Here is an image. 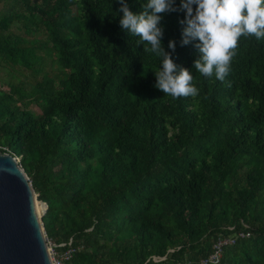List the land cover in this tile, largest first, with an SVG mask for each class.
I'll use <instances>...</instances> for the list:
<instances>
[{
	"label": "trees",
	"instance_id": "16d2710c",
	"mask_svg": "<svg viewBox=\"0 0 264 264\" xmlns=\"http://www.w3.org/2000/svg\"><path fill=\"white\" fill-rule=\"evenodd\" d=\"M9 1L0 147L19 158L46 238L59 252L70 241L66 264H197L227 227L249 236L217 264H264V39L240 38L222 82L195 70L198 41L181 46L185 13L163 14L165 51L175 41L199 90L173 99L154 87L162 57L122 30L120 0ZM125 2L139 13L146 0Z\"/></svg>",
	"mask_w": 264,
	"mask_h": 264
},
{
	"label": "clouds",
	"instance_id": "9594fccd",
	"mask_svg": "<svg viewBox=\"0 0 264 264\" xmlns=\"http://www.w3.org/2000/svg\"><path fill=\"white\" fill-rule=\"evenodd\" d=\"M120 3L122 30L138 37V45H149L143 48L144 52L162 57V68L155 72L154 87L173 99L195 97L199 90L193 84L192 72L172 59L175 41L168 43L172 51H165L160 26L163 14L185 13V19L181 21L185 25L181 46L198 41L194 45L199 53V58L194 61L195 70L222 82L237 55L240 38L264 39V0H180L179 8L175 7V0H146L139 13L131 11L125 0Z\"/></svg>",
	"mask_w": 264,
	"mask_h": 264
},
{
	"label": "water",
	"instance_id": "95a60500",
	"mask_svg": "<svg viewBox=\"0 0 264 264\" xmlns=\"http://www.w3.org/2000/svg\"><path fill=\"white\" fill-rule=\"evenodd\" d=\"M35 200L23 170L0 152V264H50Z\"/></svg>",
	"mask_w": 264,
	"mask_h": 264
},
{
	"label": "built area",
	"instance_id": "2783aa9c",
	"mask_svg": "<svg viewBox=\"0 0 264 264\" xmlns=\"http://www.w3.org/2000/svg\"><path fill=\"white\" fill-rule=\"evenodd\" d=\"M0 152L8 154L7 149L4 147H0ZM13 158L14 160L16 159L15 157ZM27 181L29 182L28 178ZM226 229L228 231H233V234L226 237L217 238L216 241L211 245L210 253L205 258L200 259L197 264H217L221 256L222 249L224 247L232 246L235 244L237 240L248 238L249 236V233L247 231H241V230L234 231L233 227H227ZM44 241L50 259V264H66L69 261L71 254L73 253V249L72 247H70V241L66 243V248L62 252L57 251V248L63 247L64 244L55 245L51 243L50 240H48L45 235H44ZM163 259H164L163 257L151 258L153 262L161 261Z\"/></svg>",
	"mask_w": 264,
	"mask_h": 264
},
{
	"label": "rangeland",
	"instance_id": "374dc122",
	"mask_svg": "<svg viewBox=\"0 0 264 264\" xmlns=\"http://www.w3.org/2000/svg\"><path fill=\"white\" fill-rule=\"evenodd\" d=\"M9 0H0V14H3L6 12L9 6ZM13 26H17V24H14ZM26 40H35L36 42H42L45 40L44 35L41 31L35 32L34 34H29L27 36H24L21 34ZM41 54V53H40ZM55 65L51 63V57H44V65L42 67V72L46 74H51L54 71ZM1 77L4 78L3 72L1 73ZM29 110L31 112L37 114L39 113L38 109L35 105H30ZM15 162L19 166V158L15 159ZM42 215V214H41ZM40 215V217H41Z\"/></svg>",
	"mask_w": 264,
	"mask_h": 264
},
{
	"label": "bare ground",
	"instance_id": "6f19581e",
	"mask_svg": "<svg viewBox=\"0 0 264 264\" xmlns=\"http://www.w3.org/2000/svg\"><path fill=\"white\" fill-rule=\"evenodd\" d=\"M34 207H35V211H36L37 216L40 217L39 204H37L36 200H35Z\"/></svg>",
	"mask_w": 264,
	"mask_h": 264
}]
</instances>
